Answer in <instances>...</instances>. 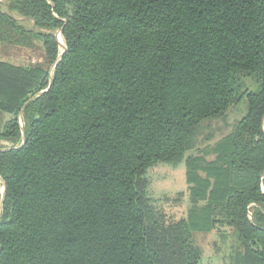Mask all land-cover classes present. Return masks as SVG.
Segmentation results:
<instances>
[{
	"label": "trees",
	"instance_id": "16d2710c",
	"mask_svg": "<svg viewBox=\"0 0 264 264\" xmlns=\"http://www.w3.org/2000/svg\"><path fill=\"white\" fill-rule=\"evenodd\" d=\"M8 8L34 30L0 2V49L39 43L47 68L0 61V140L18 144L0 149V264H198L192 233L218 227L264 264V216H248L264 205V0ZM243 100L214 159L186 157L197 126ZM181 163L193 208L160 225L145 174Z\"/></svg>",
	"mask_w": 264,
	"mask_h": 264
},
{
	"label": "rangeland",
	"instance_id": "374dc122",
	"mask_svg": "<svg viewBox=\"0 0 264 264\" xmlns=\"http://www.w3.org/2000/svg\"><path fill=\"white\" fill-rule=\"evenodd\" d=\"M8 1L0 0L2 12L15 18L23 29L34 30L32 21L23 19L9 10ZM2 46L7 49H0V61L25 67L47 68L39 43L34 42L30 48H21L15 43H13V47ZM61 50H63L62 45ZM240 82L250 91L256 88L255 83L251 80L243 79ZM245 110L246 102L243 100L239 105L231 106L221 115L202 121L192 134V146L186 157H205L206 161H212L215 157L212 149L233 132ZM15 146L18 147V144L0 140V149H10ZM185 172L183 163L175 167L157 164L145 174L147 197L151 203L155 221L160 225H174L181 220H186L189 211L193 208L190 190L185 182ZM205 205V202H198L195 206L201 219L204 218L201 210L205 208ZM260 215L264 216V205L258 208L249 207L248 216L252 223H257ZM192 243L199 253L198 264H253L249 260L252 257L251 254L247 253L246 247L237 238L235 232L229 228L218 227L210 232H194L192 233Z\"/></svg>",
	"mask_w": 264,
	"mask_h": 264
}]
</instances>
